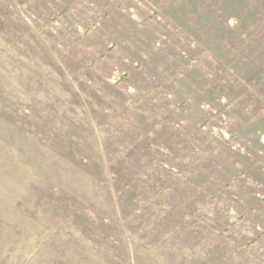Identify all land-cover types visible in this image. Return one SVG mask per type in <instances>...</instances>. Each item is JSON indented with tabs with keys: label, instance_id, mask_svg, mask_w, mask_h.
<instances>
[{
	"label": "rangeland",
	"instance_id": "rangeland-1",
	"mask_svg": "<svg viewBox=\"0 0 264 264\" xmlns=\"http://www.w3.org/2000/svg\"><path fill=\"white\" fill-rule=\"evenodd\" d=\"M0 264H264V0H0Z\"/></svg>",
	"mask_w": 264,
	"mask_h": 264
}]
</instances>
